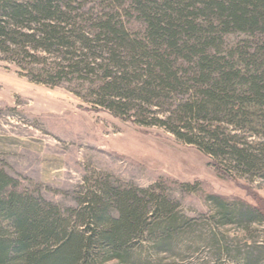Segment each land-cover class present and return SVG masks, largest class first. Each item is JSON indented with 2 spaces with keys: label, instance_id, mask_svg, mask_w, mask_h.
<instances>
[{
  "label": "trees",
  "instance_id": "1",
  "mask_svg": "<svg viewBox=\"0 0 264 264\" xmlns=\"http://www.w3.org/2000/svg\"><path fill=\"white\" fill-rule=\"evenodd\" d=\"M0 56L19 67L51 57L22 67L46 84L98 78L95 107L162 127L218 172L264 178V0H0ZM106 178L61 207L0 169V264H149L140 253L193 249V220L162 188ZM207 199L220 224L264 221L263 208ZM247 248L243 264H256L264 248Z\"/></svg>",
  "mask_w": 264,
  "mask_h": 264
},
{
  "label": "rangeland",
  "instance_id": "2",
  "mask_svg": "<svg viewBox=\"0 0 264 264\" xmlns=\"http://www.w3.org/2000/svg\"><path fill=\"white\" fill-rule=\"evenodd\" d=\"M50 58L44 66L22 67L50 68ZM22 67L0 56V169L17 180L18 190L69 207L94 178L140 189L159 186L175 210L193 220L197 243L188 251L177 246L168 253H140L149 264H243L247 247L264 248V221L220 224L207 199L217 195L227 204L264 211V178L258 173L218 172L209 157L162 127L140 126L95 107L89 93L98 78L68 74L46 84L49 76H28ZM259 138L247 135L249 141ZM186 183L195 189L181 186ZM224 245L227 254L220 250ZM251 258L264 264V250L254 249Z\"/></svg>",
  "mask_w": 264,
  "mask_h": 264
}]
</instances>
